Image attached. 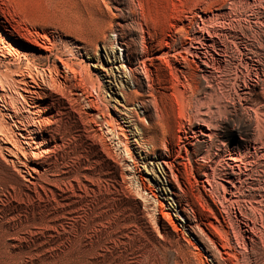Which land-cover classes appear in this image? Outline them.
Listing matches in <instances>:
<instances>
[{"label": "rangeland", "instance_id": "obj_1", "mask_svg": "<svg viewBox=\"0 0 264 264\" xmlns=\"http://www.w3.org/2000/svg\"><path fill=\"white\" fill-rule=\"evenodd\" d=\"M142 2L159 37L170 43L172 60L186 36L210 41L212 68L188 57L197 65V98L209 105L201 115L208 120V110L213 113L218 136L208 147L186 145L178 160L184 167L169 168L165 149L173 157L176 143L157 122L136 63V0H0V33L8 38H0V49L19 52L2 60L3 73L18 64L38 71L50 65L51 58L21 53L28 31L60 38L56 49L63 59L71 41L83 47L82 56L72 59L70 86L46 99L48 146L30 158L36 166L30 176L0 156V264H264V0ZM173 16H184V31L171 27ZM200 18L209 21L203 30ZM134 79L142 83L137 87ZM156 86V101L167 102ZM72 92L93 99L106 119L123 125L143 187L157 198L155 214L144 210L122 178L115 154L85 121L81 102L69 100ZM14 102L24 106L19 98ZM129 111L132 119L126 118ZM194 125L201 133L212 129ZM142 132L150 142L140 144ZM205 172L216 185L213 193Z\"/></svg>", "mask_w": 264, "mask_h": 264}, {"label": "bare ground", "instance_id": "obj_2", "mask_svg": "<svg viewBox=\"0 0 264 264\" xmlns=\"http://www.w3.org/2000/svg\"><path fill=\"white\" fill-rule=\"evenodd\" d=\"M134 7H136L134 19L138 26L141 41L139 58H137L136 63L141 70L140 72L143 75L147 88L150 89L149 94L153 99H151L153 114L157 118V122L163 127L165 136H168L170 141H175L177 147V150H175L176 154L173 157L166 148L165 150L167 151L164 153V157L168 159H166V163L170 169L174 163L178 165L182 163L184 167L185 163H180L178 160L183 159L181 151L185 149L186 145L197 147L198 145L205 144L208 147L210 146L212 137L214 135L218 136L217 129L213 128L214 125L211 121L213 113L208 110V120L201 115L200 109L204 106L209 109V105L206 101L197 98V92L199 91V85L195 75L197 65L188 57L189 55L195 57L205 67L212 68L211 58H208L210 41L208 42L202 36H197V33L193 34L195 36L192 35L190 37L189 35H184L188 41L184 39L183 49L181 48L182 51L173 53L172 57L174 59L172 60L169 57L170 43L163 40L162 35L159 37L160 35L157 32L156 24L148 16L142 0H136ZM183 17L173 16V21L170 22L171 27L175 28V31L178 33L185 30ZM177 20L182 24L178 28H176ZM199 20L201 21V24L198 25L199 30L205 29L206 23L209 22L208 18H200ZM206 31L211 37L212 33L208 29ZM0 38L7 37L0 33ZM21 39L26 42L21 52L25 58L29 54L37 59L49 60L51 58L50 65L46 69L39 71L31 69L27 63L22 66L18 64L15 69H8V74H6L7 65L4 66L6 68H4L6 70L5 73L0 71V156L18 173L22 172L30 176L29 170L35 169L36 167L32 164L33 162L30 163V158H38L41 152L45 151L46 146H48L44 135V131L46 130L42 127L46 126L49 122L46 116V112L49 109L46 99H49L50 93L54 91L62 95V89H65L71 84L73 74L76 72L73 67V60L77 56H82L80 50H83V47L76 41H71L69 48L66 49L69 57L63 59L64 52L56 49V41H59L60 38H55L52 33L49 37L45 34V31L42 34L37 31H28L27 34L21 36ZM192 39L195 40V44L189 43ZM111 44L112 42H109V46ZM1 49L0 63L5 58L12 57L16 59L18 57L19 52L16 50ZM201 54L204 56L203 59L201 58ZM207 72L208 74L210 73V71ZM179 75L182 77V80H180ZM140 83L142 82H139V80L134 82L137 87ZM73 86L70 88H73ZM155 86L156 89L162 90L165 95H168L167 102L163 101L164 103H161L162 101L160 100L161 102L159 103L156 101L157 98L155 99L153 96ZM70 94L72 95L69 98L70 101L81 102L80 106H82V114L86 118L85 121H89L94 125V127L92 126L93 135L103 143L107 152L111 153L112 151L115 154L122 178L132 185L133 193L142 202L144 210L146 209L152 212V214H155L157 198L153 193L148 194L143 187L144 182L138 173L140 171L138 170V160L134 155L133 147L123 125L118 122V119H106L103 116V110L99 109L98 105H94L93 99L77 92ZM208 96L211 98V94H208ZM17 98L23 102L24 106L22 108L16 106L14 101ZM142 102H140L141 107L144 105ZM133 116L134 114L129 111V115H126V118L132 119ZM200 123L201 125L207 126L208 129L212 128L209 129L210 132L201 133L199 131L200 126L196 125L193 128L192 124L200 125ZM186 124L187 128H185ZM188 131L192 132V135H188ZM200 135L207 136L208 140L206 141ZM146 142H150V140L142 132L140 144ZM213 173L215 175H222L226 179L228 178V172L226 171L218 173L213 168ZM178 174L181 176L185 173L178 171ZM203 175L206 178L204 181L209 185L210 193H213L216 185L212 184V180L208 178L206 172ZM173 176L174 178L175 176L177 177V172ZM230 183L231 186L235 185L234 182ZM206 189V187L203 188L204 191ZM231 193L233 194V191ZM202 207L204 206L202 205ZM207 222L211 225L210 220L207 219Z\"/></svg>", "mask_w": 264, "mask_h": 264}]
</instances>
